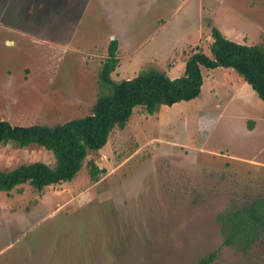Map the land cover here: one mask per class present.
<instances>
[{
    "label": "rangeland",
    "instance_id": "rangeland-1",
    "mask_svg": "<svg viewBox=\"0 0 264 264\" xmlns=\"http://www.w3.org/2000/svg\"><path fill=\"white\" fill-rule=\"evenodd\" d=\"M211 27L264 49V0H0V119L89 114L110 37L114 81L148 68L178 77L195 47L210 56ZM199 70L195 98L134 107L71 180L0 193V264H264V232L242 251L217 220L264 200V102L231 68ZM87 160L103 169L95 180ZM33 161L54 159L0 145V169Z\"/></svg>",
    "mask_w": 264,
    "mask_h": 264
},
{
    "label": "trees",
    "instance_id": "trees-1",
    "mask_svg": "<svg viewBox=\"0 0 264 264\" xmlns=\"http://www.w3.org/2000/svg\"><path fill=\"white\" fill-rule=\"evenodd\" d=\"M210 56L198 47L187 55L180 76L168 78L162 71L148 68L133 77L114 81L110 73L116 67V40L110 39L100 62L96 94L90 112L63 123L51 126L42 124L12 125L0 119V145L14 148L35 145L51 152L53 164L42 161L18 164L10 169H0V192L27 184L36 192L48 185H58L71 180L80 169L88 151H97L106 143L113 127L121 128L132 109L140 106L152 114L159 105L170 106L179 101L195 98L202 77L199 66L233 69L264 102V49L260 44L247 45L224 38L215 28H210ZM88 176L95 180L103 172L92 160L86 161ZM222 242L245 251L264 232V200L253 199L248 204L217 216ZM213 254L196 264H208Z\"/></svg>",
    "mask_w": 264,
    "mask_h": 264
},
{
    "label": "crops",
    "instance_id": "crops-1",
    "mask_svg": "<svg viewBox=\"0 0 264 264\" xmlns=\"http://www.w3.org/2000/svg\"><path fill=\"white\" fill-rule=\"evenodd\" d=\"M36 5H37V4H36ZM37 6H38V5H37ZM114 69H115V68H114ZM113 71H114V70H113ZM113 71H112V72H113ZM112 72H111V73H112ZM111 73H110V74H111ZM110 77H111V76H110ZM111 79H112V78H111ZM119 80H120V79H119ZM20 186H21V185H20ZM0 193H4V192H0ZM5 194H6V193H5ZM7 194H11V192L9 191ZM0 209H1V208H0ZM2 209H5V208H2Z\"/></svg>",
    "mask_w": 264,
    "mask_h": 264
},
{
    "label": "flooded vegetation",
    "instance_id": "flooded-vegetation-1",
    "mask_svg": "<svg viewBox=\"0 0 264 264\" xmlns=\"http://www.w3.org/2000/svg\"><path fill=\"white\" fill-rule=\"evenodd\" d=\"M228 212V211H227ZM226 213V212H225ZM224 214V213H223ZM218 220V219H217ZM219 222V221H218ZM219 224H220V222H219ZM221 228V227H220ZM226 245V244H225ZM209 264V263H208Z\"/></svg>",
    "mask_w": 264,
    "mask_h": 264
},
{
    "label": "water",
    "instance_id": "water-1",
    "mask_svg": "<svg viewBox=\"0 0 264 264\" xmlns=\"http://www.w3.org/2000/svg\"><path fill=\"white\" fill-rule=\"evenodd\" d=\"M110 39H112V37H110Z\"/></svg>",
    "mask_w": 264,
    "mask_h": 264
}]
</instances>
